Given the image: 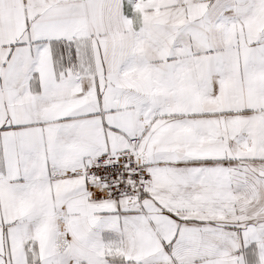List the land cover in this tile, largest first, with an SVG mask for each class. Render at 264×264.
Here are the masks:
<instances>
[{"label":"snow or ice","instance_id":"1","mask_svg":"<svg viewBox=\"0 0 264 264\" xmlns=\"http://www.w3.org/2000/svg\"><path fill=\"white\" fill-rule=\"evenodd\" d=\"M0 264H264V0H0Z\"/></svg>","mask_w":264,"mask_h":264}]
</instances>
